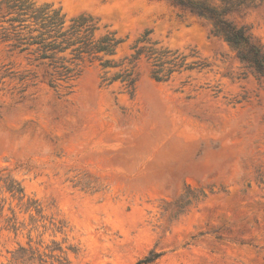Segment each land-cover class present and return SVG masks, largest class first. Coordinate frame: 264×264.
<instances>
[{
	"label": "rangeland",
	"instance_id": "1",
	"mask_svg": "<svg viewBox=\"0 0 264 264\" xmlns=\"http://www.w3.org/2000/svg\"><path fill=\"white\" fill-rule=\"evenodd\" d=\"M30 1L121 41L50 82L0 39V264H264V78L168 0ZM233 19L264 45V0Z\"/></svg>",
	"mask_w": 264,
	"mask_h": 264
},
{
	"label": "trees",
	"instance_id": "2",
	"mask_svg": "<svg viewBox=\"0 0 264 264\" xmlns=\"http://www.w3.org/2000/svg\"><path fill=\"white\" fill-rule=\"evenodd\" d=\"M175 6L206 19L211 33L223 38L236 50L237 57L255 74L264 78V45L256 40L247 26L233 19L247 8L255 6L257 0H168ZM261 1V0H259ZM10 15L8 18H6ZM0 39L9 42L19 51L27 50L35 55L38 64L46 66L48 80L68 81L77 73L76 68L85 58L98 60L103 68L114 67L105 54H112L121 41L114 32H107L95 38L98 19L91 14L82 13L67 19L60 8L52 4L36 5L30 0H0ZM149 53L154 69L153 77L165 80L172 68L163 74V57L168 50H154ZM142 50L137 51V59ZM103 53V54H101ZM174 59V58H173ZM168 60L167 62H171ZM120 78L131 85L134 81L125 70L109 78V82ZM159 253L150 252L135 264H149L158 258Z\"/></svg>",
	"mask_w": 264,
	"mask_h": 264
}]
</instances>
